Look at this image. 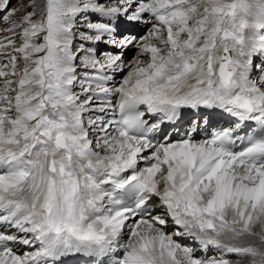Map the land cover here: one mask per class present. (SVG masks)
<instances>
[{"label": "snow or ice", "instance_id": "snow-or-ice-1", "mask_svg": "<svg viewBox=\"0 0 264 264\" xmlns=\"http://www.w3.org/2000/svg\"><path fill=\"white\" fill-rule=\"evenodd\" d=\"M10 4L0 264H264V0Z\"/></svg>", "mask_w": 264, "mask_h": 264}, {"label": "rangeland", "instance_id": "rangeland-1", "mask_svg": "<svg viewBox=\"0 0 264 264\" xmlns=\"http://www.w3.org/2000/svg\"><path fill=\"white\" fill-rule=\"evenodd\" d=\"M28 2H29V0H11L10 7L11 8H17L21 4H27ZM20 15H23V13L22 12H18L17 13V17L20 16ZM6 27H8L7 24L0 23V29L6 28ZM128 55H129V58L132 57V53L131 52H129ZM118 79H119V77H118ZM125 238L127 239V235L125 236Z\"/></svg>", "mask_w": 264, "mask_h": 264}, {"label": "bare ground", "instance_id": "bare-ground-1", "mask_svg": "<svg viewBox=\"0 0 264 264\" xmlns=\"http://www.w3.org/2000/svg\"><path fill=\"white\" fill-rule=\"evenodd\" d=\"M258 3H259V0L255 1L254 5ZM261 22H264V17L261 18ZM130 174H131L130 170L125 173V175H130ZM114 187H116L117 189L113 190ZM120 190L121 188L117 187L115 183H110V187L104 188V191L108 192L110 195H111V192L113 191L114 195L112 197H114L115 199H117L116 195H120Z\"/></svg>", "mask_w": 264, "mask_h": 264}]
</instances>
